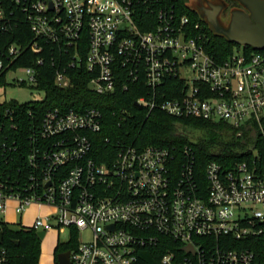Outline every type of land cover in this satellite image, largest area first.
<instances>
[{"label":"built area","instance_id":"2783aa9c","mask_svg":"<svg viewBox=\"0 0 264 264\" xmlns=\"http://www.w3.org/2000/svg\"><path fill=\"white\" fill-rule=\"evenodd\" d=\"M22 21L37 54L43 42L77 50L86 38L89 87L97 94L142 81L152 96L137 104L147 116L159 109L179 119L262 129L264 50L240 46L216 58L207 50V25L167 0H0V34ZM24 50L19 43L0 50L7 85L18 71L37 84L35 69L15 67ZM56 83L71 84L60 73ZM102 119L94 108L50 109L21 150L2 137L0 123V168L14 162L15 152L23 163L17 178L0 175V213L11 202L18 215L47 207L50 214L22 228L90 230L92 240L78 239L71 264H264V174L247 162L226 169L212 161L200 170L189 145L121 144L111 162L98 163L92 135L102 131ZM8 260L0 245V264Z\"/></svg>","mask_w":264,"mask_h":264},{"label":"trees","instance_id":"16d2710c","mask_svg":"<svg viewBox=\"0 0 264 264\" xmlns=\"http://www.w3.org/2000/svg\"><path fill=\"white\" fill-rule=\"evenodd\" d=\"M170 4L189 16L192 20H200L199 16L188 9V0H167ZM209 41L207 50L216 58L223 60L232 53L238 44L229 43L222 37L215 36L206 28ZM33 34L26 22H19L12 32L0 34V50L2 46L19 43L25 47L23 53L15 62V67L32 68L36 71L37 84L32 88L44 94L43 99L21 103L17 100L0 104V123H4L2 137L16 143L18 149L28 146V138L34 129L40 125L44 114L58 108L64 112L75 111L83 113L94 108L102 113V131L92 135L93 151L91 157L98 163L111 162L117 148L121 144L135 145L140 148L160 146L167 148H182L189 145L195 155L197 167L204 170L208 163L215 161L226 169L234 164L247 162L255 167L257 172L264 174V119L262 129L258 124L250 126L256 130L253 138L251 132L235 129L226 122H211L195 118H174L156 109L149 116L137 106L141 98H151V89L141 82L130 84L124 91L121 83L111 94L100 95L93 91L89 84L93 74L87 66V39L83 38L79 48H62L57 44L43 42L40 54L30 48ZM232 45H235L234 47ZM248 50H254L246 47ZM77 55L76 58H74ZM42 59L43 63L38 64ZM64 74L71 84L61 88L56 83L57 74ZM7 85L5 73L0 76V86ZM11 116L5 117L6 111ZM199 129L206 133L205 139L198 142L190 141L184 131ZM14 162L2 164L0 175L4 179L18 177L22 159L19 152L14 153ZM71 241L68 244L58 242L55 254L75 251L78 248V230L71 228ZM3 233L2 246L7 249L9 260L5 264H40L41 240L34 230L20 228L12 230L8 223L0 224ZM163 254V249H156ZM57 262V260H56Z\"/></svg>","mask_w":264,"mask_h":264},{"label":"water","instance_id":"95a60500","mask_svg":"<svg viewBox=\"0 0 264 264\" xmlns=\"http://www.w3.org/2000/svg\"><path fill=\"white\" fill-rule=\"evenodd\" d=\"M231 1L237 3V6H231L229 0H188L186 6L199 16L213 35L239 46L251 47L256 51L264 50V0ZM224 14L228 16L227 22L222 19ZM136 105L140 107L139 104ZM246 130L256 138V130L251 126H247ZM37 235L43 240L46 232L41 231ZM2 244L3 233L0 232V245ZM70 256L71 251L60 253L57 264H71Z\"/></svg>","mask_w":264,"mask_h":264},{"label":"rangeland","instance_id":"374dc122","mask_svg":"<svg viewBox=\"0 0 264 264\" xmlns=\"http://www.w3.org/2000/svg\"><path fill=\"white\" fill-rule=\"evenodd\" d=\"M224 21H228V16L224 14L222 16ZM233 47L235 45H232ZM235 48H237L235 46ZM23 78L27 84L22 86L14 81L13 78ZM14 81V82H13ZM8 84L0 86V103L10 102L12 100H17L21 103L29 101L41 100L44 94L32 88L28 77L23 72H16L15 74L8 75ZM186 137L192 142H198L202 139L207 138L206 133L199 129H186L184 131ZM52 212V209L43 208L39 209L37 207H30L23 215H18L14 211V206H8L6 213H0V224L8 223L12 230H19L22 226H30L34 219L39 216H44ZM78 239L80 242H90L92 240V233L90 230L85 229L78 232ZM41 240V239H40ZM71 241V230L68 228H63L62 230L54 229L46 233V236L41 240V262L40 264H57V256L55 254V248L60 242L61 244H68Z\"/></svg>","mask_w":264,"mask_h":264},{"label":"crops","instance_id":"0c3cea01","mask_svg":"<svg viewBox=\"0 0 264 264\" xmlns=\"http://www.w3.org/2000/svg\"><path fill=\"white\" fill-rule=\"evenodd\" d=\"M9 206L13 207L14 204L11 202V203H9ZM34 207H37V206H34ZM37 208H39V207H37ZM44 208H47V207H44ZM39 209H43V208H39ZM48 209H50V208H48ZM50 213H51V212H50ZM50 213H48V214H50ZM48 214L46 213V214H44V216H46V215H48ZM39 216H41V215L39 214ZM37 217H38V216H37ZM37 217H36V218H37ZM36 218H35V219H36ZM35 219H34V220H35ZM40 262H41V258H40Z\"/></svg>","mask_w":264,"mask_h":264},{"label":"flooded vegetation","instance_id":"af4514ba","mask_svg":"<svg viewBox=\"0 0 264 264\" xmlns=\"http://www.w3.org/2000/svg\"><path fill=\"white\" fill-rule=\"evenodd\" d=\"M229 1H230L231 6H237V3H233L231 0Z\"/></svg>","mask_w":264,"mask_h":264}]
</instances>
